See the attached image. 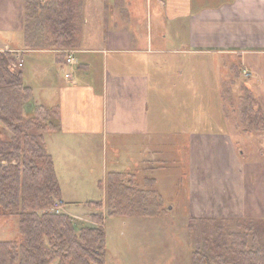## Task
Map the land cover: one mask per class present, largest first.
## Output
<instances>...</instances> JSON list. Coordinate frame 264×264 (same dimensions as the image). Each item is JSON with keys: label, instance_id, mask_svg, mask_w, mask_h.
Instances as JSON below:
<instances>
[{"label": "crops", "instance_id": "0c3cea01", "mask_svg": "<svg viewBox=\"0 0 264 264\" xmlns=\"http://www.w3.org/2000/svg\"><path fill=\"white\" fill-rule=\"evenodd\" d=\"M96 12L93 9L86 15L79 50L30 51L25 49L23 0H0V51L8 48L12 54L20 56L23 67L18 71L24 76L25 87L33 93L28 107L48 109L51 123L56 127L55 132L44 135V147L54 163L65 214L75 217L65 208L83 207L87 203L77 201L73 189L70 190L73 199L68 200L58 176V165H71L72 155L78 152L84 154L80 160L85 162L108 144L115 155L110 159V165H114L110 173H128L137 179L144 170L143 163L158 165L163 144L192 145L198 150V174L206 177L207 169L211 170L206 164L209 143L213 142L216 147L213 150L211 147L210 151L215 153L216 160L224 154L223 145L226 148L229 144V151L234 153L239 147L243 149L244 144H253V139L263 138L264 141V124L257 126L260 130H253L248 123L216 121L218 132H210L205 129L204 115V121L191 119L186 128L184 122L178 120L179 123L174 118H182L177 117L178 108L183 115V105H188L186 99L192 96L198 119L205 113H223L225 118L227 110L239 112L241 94L237 87L235 90L228 86L235 71L232 62L240 59L250 70L263 71L264 78V0H117L112 4L105 2L102 15ZM150 13L157 17L155 37L149 22ZM95 17L99 22L97 29H101L99 38L93 36V21L90 22ZM98 17H102V21L112 17V23L104 32ZM69 51L74 52L75 58V65L71 67L65 66ZM194 55H214V64H220L224 71L226 80L220 78V87L218 85L217 90H211L208 95L206 83L200 84V81L191 95L189 93L193 88L188 81ZM31 56H36V62ZM29 64L35 66L33 78L26 72ZM177 80L185 83L176 84ZM245 84L251 96L260 102L259 91L253 84ZM243 92L242 97L248 100L249 92L245 89ZM262 95L264 98V93ZM176 98L184 101L178 104L182 108L172 104ZM159 104L166 105L168 118L158 115L160 111L164 113L162 108L158 109ZM254 107L264 111L261 104ZM170 120L176 121L174 127L169 125ZM180 136L190 140L176 142ZM12 138L7 134L6 142ZM206 141H210L208 146ZM167 150L171 151L170 155L175 153L174 148ZM123 160L129 164L120 167ZM1 165L6 166V163ZM148 170L158 174V167L150 165ZM156 181L155 178L157 186ZM240 190L242 186L238 183L236 191ZM228 207L232 211V201Z\"/></svg>", "mask_w": 264, "mask_h": 264}, {"label": "rangeland", "instance_id": "374dc122", "mask_svg": "<svg viewBox=\"0 0 264 264\" xmlns=\"http://www.w3.org/2000/svg\"><path fill=\"white\" fill-rule=\"evenodd\" d=\"M27 1L30 3L31 0H23L24 9L27 7ZM107 1H110L111 4L117 3V0H84V17L86 18L87 13L93 9L102 15V7ZM156 18L155 13H150L149 22L153 26V31H151L154 37L156 35L154 31ZM100 19L104 32L112 23V17L110 20L106 17L105 21H102V17H98V21ZM164 20L162 17L160 20L162 24ZM91 21H93L91 26L94 27L95 31L93 36L99 38L101 33V29H97L99 22H97L96 17L90 19ZM124 25L128 27L127 24ZM13 55L16 57L15 54ZM31 57L36 62V56ZM214 60V55H204L202 57L194 55L193 63L190 65L192 75L188 81L193 87L189 92L190 95L195 84L199 81L200 84L206 83V94L208 95L211 90H217L218 85L220 87L222 82L220 78L223 77L226 80L221 65L214 64ZM158 65L161 64L158 63ZM232 65L235 66V70L239 67L242 69V71L236 72L233 70L234 73L232 72L234 76L239 72L241 73L240 81L237 82V91L241 94L239 104L243 106L241 105L239 112L232 113L227 110L225 118L223 113L220 115L205 113L202 114V117L199 116L200 119H198L195 97L192 96L189 100L186 99L188 105H183L185 115H182V110L178 108L177 117L180 115L182 118L177 119L174 117L175 120L184 122L183 126L186 128L191 119L194 122L198 120L202 122L205 117V121H207L205 129L210 132H218L215 125L216 121L226 122L228 120L233 123H241L243 108L250 107V100L242 97V94L245 93L243 92V83L254 85L259 91V95H261L260 98H262L258 103L264 108L262 95L264 93L263 71L260 69H256V72L250 70L248 66L241 64L240 59H235ZM34 67V65L29 64L26 68V72L32 74V78V68L34 69ZM175 83L183 84L185 82L184 80H177ZM163 99L167 101L166 98ZM209 100L208 97L206 101L207 108L210 103ZM181 103H184L182 98H176L174 102L172 101V104L176 107ZM179 107L182 108L181 105ZM159 108H162L164 113L160 111L158 115L168 118L167 116L170 114L166 112V105L163 107L159 104ZM175 120H170L169 125L174 127ZM200 127L203 126L198 128ZM5 133L6 136L10 134L6 131ZM188 138L180 136L175 141H189L190 138ZM159 140L162 139L159 138ZM251 141H253L251 142L253 144H244L242 145L243 149L239 147V150L237 149L234 153L229 151V144L226 148L223 145L224 154H220V158L216 160L214 159L215 153L210 152L215 147L213 142L206 141L205 145L208 146V143L211 145L206 160V164L210 166L211 170L207 169L208 175L206 177L200 176L202 175L200 173V175L198 174L199 159L197 158L198 150L195 146H181L180 144H177L178 146H167L165 144L160 146L158 165L148 162L143 163L141 168L143 166L144 170L142 169L143 171L140 172L134 184L135 188L143 192L152 190L155 193L150 217L110 216L111 209L107 204H105L104 210L100 212L89 211L84 206L65 209L68 214L75 216L70 217L68 215L73 220L77 230L98 227L97 224L91 221L90 215L102 214L104 216V230L107 238L106 264H193V253L195 251L204 252L205 243L212 241V238L216 240V236L221 234L223 235L222 241H225L224 238L231 239L232 234H242L243 237L245 236L249 250L264 249V145H262L264 141L263 138ZM233 145H235L234 148L237 147L235 142ZM168 147L172 150L174 148L175 153L173 155L168 154L171 152L167 150ZM111 152V147L105 144L99 153L89 156V160L85 162L80 160V157L84 154L78 152L72 155L71 165L64 163L58 165V176L67 193L68 200L73 199L72 193H70V190L73 189L77 201L82 203L106 201L107 178L114 166L110 165V159L115 156ZM138 160L139 158H136V161ZM126 164H129V162L123 160L120 167ZM150 165L155 168L158 167V174H151L153 171L148 170ZM236 165L239 167H236ZM116 169L121 171L122 168ZM155 178L159 182L157 186L155 185ZM238 183L242 186V190L239 192L236 191ZM157 199L160 201H157ZM231 201L232 211L228 207ZM56 202L60 203V213L63 214V202L58 200L55 201V204ZM235 203L238 205L237 208ZM55 204L50 210L54 209ZM250 218H253V223L248 221ZM211 231L216 234L211 233ZM8 240H20L18 227L14 219L0 214V241Z\"/></svg>", "mask_w": 264, "mask_h": 264}, {"label": "trees", "instance_id": "16d2710c", "mask_svg": "<svg viewBox=\"0 0 264 264\" xmlns=\"http://www.w3.org/2000/svg\"><path fill=\"white\" fill-rule=\"evenodd\" d=\"M28 3L24 9L26 50L81 48L84 0ZM14 62L12 53L0 51V214L15 220L20 240L0 241V264H106L102 214L89 217L98 227L77 230L67 214L50 210L55 201H61L62 194L53 160L45 151L44 135L55 132L56 127L48 109L28 107L33 93L25 87L22 73L11 68ZM240 78L239 72L228 86L236 90ZM243 85L249 92L250 107L243 108L241 122L260 130L257 126L264 124V111L254 107L259 103ZM5 131L13 136L10 142H6ZM135 181L136 177L128 173H109L106 201L83 206L100 212L107 204L110 216L150 217L155 193L135 188ZM216 237L205 243L204 252L193 253V264H264V249L249 250L242 234H232L225 241L222 234Z\"/></svg>", "mask_w": 264, "mask_h": 264}, {"label": "built area", "instance_id": "2783aa9c", "mask_svg": "<svg viewBox=\"0 0 264 264\" xmlns=\"http://www.w3.org/2000/svg\"><path fill=\"white\" fill-rule=\"evenodd\" d=\"M4 52H9V53H13V51H11L10 49L6 48L4 50ZM16 57H15V61L12 65H11V68L13 70H20L23 65L20 61V56L18 54H15ZM75 65V58H74V52L73 51H69L68 52V58L65 62V66H68V67H71V66H74ZM66 78H70V75H66ZM52 212L56 213V214H59L60 213V203L59 202H56L55 204V207L54 209L52 210Z\"/></svg>", "mask_w": 264, "mask_h": 264}]
</instances>
